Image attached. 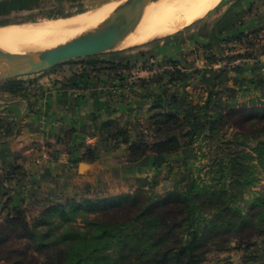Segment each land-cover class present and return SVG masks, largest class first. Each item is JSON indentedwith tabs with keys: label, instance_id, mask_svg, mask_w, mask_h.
<instances>
[{
	"label": "crops",
	"instance_id": "crops-1",
	"mask_svg": "<svg viewBox=\"0 0 264 264\" xmlns=\"http://www.w3.org/2000/svg\"><path fill=\"white\" fill-rule=\"evenodd\" d=\"M32 1L0 0V12L9 15L18 10L27 11L28 7H36L30 5ZM74 1L78 0H37L41 4L37 6L49 3V7L63 9L65 6H61ZM222 8L213 21L207 17L200 19L190 35L186 36L184 31L183 36L170 35L153 48L154 60L179 61L187 57L194 59L196 69L188 77L193 69L179 65L184 97L181 101L177 97L168 98L163 108L150 109L164 94L166 86L159 82L143 85L140 80L130 83L121 73L110 76L108 69L90 73L89 79L81 75L85 70L80 69L75 74L44 71L15 77V80L24 77L25 81L5 80L8 83L0 86V220L15 209L39 203L47 196L67 195L76 190H99L115 197L138 187L169 189L170 183L173 187L174 166L182 168L188 163L192 148L179 156L156 154L130 161L129 143L111 139L110 125L116 124L138 141L151 135L149 117L158 109L186 111L197 119H203L205 114L216 118L230 104L250 98L264 100V52L255 50L252 56L237 57L232 52L219 51L216 54L221 59L207 61L203 51L197 46L192 48L194 43L229 36L238 29L257 30L258 45H264V0H226ZM212 52L216 51L209 54ZM198 53L203 56L200 60ZM145 73L146 77L152 76L151 68ZM87 85L91 86L87 93L74 89ZM110 86L120 91L132 88L142 92L129 100L113 101ZM44 154L49 158H44ZM170 163L176 165L170 169ZM11 166H16L19 172L6 179L3 175ZM163 171L168 181H160L158 174ZM260 188H264V172L246 198L250 199Z\"/></svg>",
	"mask_w": 264,
	"mask_h": 264
},
{
	"label": "trees",
	"instance_id": "trees-1",
	"mask_svg": "<svg viewBox=\"0 0 264 264\" xmlns=\"http://www.w3.org/2000/svg\"><path fill=\"white\" fill-rule=\"evenodd\" d=\"M250 33L256 36L258 31ZM243 34L239 31L234 37ZM214 50L205 56L207 61L221 57L216 54L220 49L215 44ZM260 52H264V45ZM252 55L251 51L236 56ZM183 60L185 64L180 67L192 68L187 75L191 77L196 73L194 62ZM169 61L174 68L166 83H162L165 78L158 73L142 81L143 85L159 82L166 86L161 99L150 109L163 107L170 95L174 98L184 87L177 79L182 73L176 67L179 61ZM168 83L177 90L169 93ZM141 92L122 89L111 94L110 99L129 100ZM159 115L151 119L150 124L159 134L151 145L136 144L124 129L116 128V133L108 136L129 143L130 161L146 155H178L188 148H203L209 160L195 168L185 163L184 186L170 189L163 196L143 188L115 197H90L75 192L47 196L36 203L43 209L33 221L27 219L26 209L17 208L0 220V251L8 253L7 264L39 263L36 257L34 263L27 260V251H22L24 238L43 255L40 264H199L210 248L224 250L231 247L232 239L249 243L262 236L264 195H253L250 200L245 196L260 179L255 170L264 168V100L250 98L233 103L216 118L205 114L197 121L195 116L189 118L186 114ZM183 125L188 128L180 139L174 131ZM18 172L16 166H11L3 177L7 179ZM5 231L21 238V244L15 246ZM9 243L11 246L7 247L5 244Z\"/></svg>",
	"mask_w": 264,
	"mask_h": 264
},
{
	"label": "rangeland",
	"instance_id": "rangeland-1",
	"mask_svg": "<svg viewBox=\"0 0 264 264\" xmlns=\"http://www.w3.org/2000/svg\"><path fill=\"white\" fill-rule=\"evenodd\" d=\"M123 1L124 0H78V1H74L72 3H69L70 5H68V6H66V4H64L63 6H61V7L65 6V8H63V9H60V8L57 9L55 7H51V6L49 7V3H46V5H42V6L38 7L37 5H41L40 2L38 4L37 0H33L30 3V5H36V7H28L27 11L18 10V11L12 12L9 15L8 14H2L0 12V32L4 31V30H9L12 28H20V27L31 26V25L33 26L34 24L37 25L38 23L40 24V22L42 23V21L44 23V22H48L49 20L50 21H57V20L59 21L60 19H61L60 21H67V20L71 21V20H75V19L80 20V19L86 18V16H84L85 14L86 15L88 13L90 14V13H92V11L95 12V10L98 11L97 9L101 10L102 8H104V10L106 12L110 13L114 10V8L117 5H119ZM225 1L226 0H222L220 2L221 4L219 3V5H217L213 10L209 11L203 17H207V19L209 21H211L214 17H217L219 11L223 9L222 7H223ZM217 2L214 5H216ZM59 5H60V2H59ZM212 7H210V8H212ZM209 9L205 10L202 13V15L205 12H207ZM149 13L150 12L145 13V15L143 14L144 17H146V14H149ZM144 17H142V18H144ZM203 17L199 18L196 21L192 20L193 21L192 23H190L191 21L179 23L178 20L172 19V21H170L169 23L166 24V26L168 24L169 25L166 28L167 30L165 31L164 36L158 37L156 39H151V40L145 41L143 43H140V42H142L146 39H142V41L140 40V41H137L136 43L129 42V41L128 42H120L118 44V49H115L113 51L102 52V53L94 54V55H90V56H85V57H81V58H75V59L63 62L61 64H58L57 66L51 68L50 70H46L44 73L52 72V73H56V74L61 75V74H68L71 71V72H74V74H75V73H78L79 71H81L80 69H82L85 71H83V73L81 72V75H84L87 79H89L88 75L90 73H92L94 71L101 73L100 71L108 69L110 76L120 75V73H121V75H123V76L125 75L124 77L127 79V81H130V83H133V82L139 83L138 80H140V83L143 84L142 81L148 77V76L147 77L145 76L147 73L144 74V71L146 69L148 70V68L150 70V68H151L152 73L150 75H153V73L154 74H156V73L162 74V76H164V78H165L162 80V83H163L170 76V71L173 70L174 65L172 63H170L169 59L165 60L164 58H161L159 60H154L155 58H153V57L155 56L154 53L156 50H154L153 48L160 44L159 41H162L166 37H170V35H176V34L180 33L179 34V36H180V35H182V32L184 31L185 35L188 36V34L190 33V30L192 28L193 29L196 28L197 25L199 24L198 21H200V19H202ZM63 19H65V20H63ZM188 23H190V24H188ZM186 24H188V25H186ZM184 25H186V26H184ZM239 31H243L244 34L241 35L240 37H234L235 35H237V33ZM76 33H80V32H75V33L71 34L70 36L75 35ZM245 33H247V34L245 35ZM260 34H263V33H260ZM220 37L221 38H219V37L213 38L212 37V39L210 38L211 40L207 41V42H206V40H203L201 42L194 43L192 48L196 49L198 47L199 50L203 51V53H202V54H204L203 56L209 55V52L213 51L214 44L217 45V47L223 53H225V51L228 53L232 52V53H234L233 55H237V53H246V52H251V51L254 52L255 50L256 51L261 50V46L258 45L260 43L259 34H256V36H255L254 33H250V31L247 32V31L238 29L236 32L232 33V35H229V36L224 35V36H220ZM61 39H63V38H61ZM56 40H58V39H54L53 41H56ZM137 43H140V44H137ZM134 44H136V45H134ZM127 46H129V47H127ZM45 47H47V46H45V45L42 46V48H45ZM124 47H126V48H124ZM35 50H37V49H35ZM35 50H31V52H34ZM9 51H11V50H9ZM198 55H199V53H198ZM201 56L202 55L198 56L199 60L201 59L200 58ZM183 59H186V61H189V62L194 61V59L182 57V59L179 60V62H178L179 64H177L176 67H179V65L181 66L182 63L185 64ZM170 60L173 62V59H170ZM126 63L129 64L128 67L125 66ZM62 69H64V70H62ZM63 71H64V73H63ZM12 79H14V80H12ZM15 79L16 78H11V80H9L8 82L11 83V81H20V80L25 81L24 77L23 78H17L20 80H15ZM177 79H180L182 81V83H184V80L180 76H177ZM4 81L5 80L0 81V86L8 83V82H4ZM135 83H134V86H135ZM166 85L170 89L169 93L177 90L176 86L174 87L173 83H168ZM162 86H165V85H162ZM112 87L113 86H110L109 88H112ZM106 89H108V87H106ZM163 89L165 90L166 87ZM181 92L182 91L180 89L176 93L174 98L177 97V99L179 101H181L184 97V93H181ZM170 96L168 98H170ZM161 97L162 96H160V99H161ZM161 108H163V107H161ZM159 110L160 109H158L157 112H154L151 114V116L149 117L150 123H151V119H156L160 116L159 114H162L165 112V111H159ZM171 113H176V114H179L182 116L184 114H186L189 116V118H194V117H192V115H190L186 111L181 113L180 110H176L175 112H171ZM197 120L198 119L196 118V121ZM110 126H111V128H113L112 129L113 133H116V131H115L116 128L117 129H123L121 127H117L116 124H111ZM150 126L152 129L151 135L148 137H140L138 139V141L136 142V144L143 142L144 144L151 145L152 142L158 140L157 137L159 136V134L157 133V131L155 130V128H153V126L151 124H150ZM187 128H188V125H183L180 128H178L177 130H175L174 133H177L178 136L180 137V139H182L180 135ZM228 131H231V129L228 128ZM166 133H170V131L166 132ZM142 135H145V134H142ZM163 135H165V134H163ZM202 147H204L206 149V147L204 145ZM192 149H193V154L190 156L191 158H190V161L188 162L189 165H191L192 167L195 168V167L201 165L202 163L208 162V160H209L208 155L205 154V152L203 151V148L201 150H199V149H195L192 147ZM179 155L180 154L175 155V156H179ZM171 165H172V167H170V169L173 168V165H176V164L170 163L169 166H171ZM174 167L176 169L175 170L172 169V170H174L173 171L174 172L173 187H171L172 184L170 183L169 189H166V188L164 189V187H160V186H158L156 188L151 187V186L150 187H138V188H143L146 191L155 192V194L163 196L170 189H176V188H180V187L184 186L187 183V174L184 171L185 164H183L182 168L179 166H174ZM263 172H264V168H257V170H255V175L260 178ZM158 175L160 177L161 182L168 181L167 180L168 178L166 177V173H164V171L160 172V174H158ZM138 188H136V189H138ZM75 193H76V195H86V196H90V197H92L95 194H98L102 197L110 196L107 194H103V192H101L99 190H96L94 192L76 190ZM70 194H72V193H70ZM257 194H263L264 195V188L258 189L256 191V193H254L253 195H257ZM247 196L248 195H246L245 197H247ZM246 199L250 200L249 198H246ZM24 209H26L25 213H26L27 219L29 221H33L35 218H37L40 215L43 207H42V205H39L36 203H33V204L31 203L30 205H27ZM243 209H245V207H243ZM5 234H7V237H8V235L10 236L9 238H11V240L15 244V246L20 245L21 242L24 240V242H26V245L24 244V247H23L24 250H22V249H20V250L27 251V260H30L31 262L34 263L33 257H36L39 260L38 264L41 263V261L43 259V255L32 249V247L30 246L29 240H27L25 238L22 240L21 238L17 237V235H13V234L9 233V231H5ZM241 240H242V242L237 243V240L232 239L230 241L231 247L228 249L218 250L214 247L210 248L204 254L203 260L199 264H264V234L262 236H260L259 238H257L256 240H253V242L247 243L244 241V239H241ZM9 244H5V245H7V247H9V246H11V244L10 245ZM221 245L223 246L225 244H221ZM7 254L8 253H6L5 250L1 249V251H0V264H7L8 263V260H6V258H5L7 256Z\"/></svg>",
	"mask_w": 264,
	"mask_h": 264
},
{
	"label": "bare ground",
	"instance_id": "bare-ground-1",
	"mask_svg": "<svg viewBox=\"0 0 264 264\" xmlns=\"http://www.w3.org/2000/svg\"><path fill=\"white\" fill-rule=\"evenodd\" d=\"M217 1L218 0L151 1L146 5L143 11L144 15L145 13H150L146 14V17H144V15L142 14L136 26L128 34H126V36L120 42L129 41L136 43L137 41L146 39L140 42L143 43L153 38L164 36L165 31L167 30L166 28L169 25L168 24L166 26V24L172 21V19L178 20L179 23L190 22L200 17L205 10L212 7ZM102 9H97L98 11L95 10V12L92 11V13H88L87 15L85 14L84 16H86V18L80 20H49L48 22L43 23L42 21V23L40 22V24H34L33 26L31 25L1 31L0 48L8 51H19L27 49L30 52L31 50L35 49L37 50H35L34 52L49 49L50 47L69 41L77 37L78 35L87 33L88 31H91L100 26L113 12L112 11L108 13L104 10V8ZM75 32L80 33H76L75 35L70 36ZM54 39L58 40L53 41ZM44 45L47 47L42 48V46ZM3 66L4 62L0 57V70Z\"/></svg>",
	"mask_w": 264,
	"mask_h": 264
},
{
	"label": "water",
	"instance_id": "water-1",
	"mask_svg": "<svg viewBox=\"0 0 264 264\" xmlns=\"http://www.w3.org/2000/svg\"><path fill=\"white\" fill-rule=\"evenodd\" d=\"M151 1L155 0H124L100 26L46 50L30 52L27 49L8 51L0 48L4 62L0 81L41 73L75 58L118 49L120 41L136 26Z\"/></svg>",
	"mask_w": 264,
	"mask_h": 264
},
{
	"label": "built area",
	"instance_id": "built-area-1",
	"mask_svg": "<svg viewBox=\"0 0 264 264\" xmlns=\"http://www.w3.org/2000/svg\"><path fill=\"white\" fill-rule=\"evenodd\" d=\"M78 93H87L91 90V86L87 85V86H79V87H75L74 88ZM110 91L111 94H115V93H119L120 90L118 87L113 86L112 88L108 89ZM44 158L48 159L49 155L48 154H44L43 155Z\"/></svg>",
	"mask_w": 264,
	"mask_h": 264
}]
</instances>
